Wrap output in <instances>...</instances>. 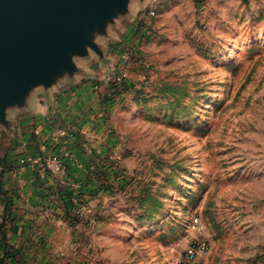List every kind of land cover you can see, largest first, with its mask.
Listing matches in <instances>:
<instances>
[{
  "label": "rangeland",
  "instance_id": "374dc122",
  "mask_svg": "<svg viewBox=\"0 0 264 264\" xmlns=\"http://www.w3.org/2000/svg\"><path fill=\"white\" fill-rule=\"evenodd\" d=\"M150 2L90 22L103 57L68 51L95 66L94 103L114 134L101 166L115 176L94 192V226L71 230L52 264H181L195 237L210 243L202 264H264V0H157L143 37ZM126 48L127 75L107 84L97 73Z\"/></svg>",
  "mask_w": 264,
  "mask_h": 264
},
{
  "label": "crops",
  "instance_id": "0c3cea01",
  "mask_svg": "<svg viewBox=\"0 0 264 264\" xmlns=\"http://www.w3.org/2000/svg\"><path fill=\"white\" fill-rule=\"evenodd\" d=\"M94 67L75 66L48 86L33 84L0 111V264L57 262L76 230L69 218L73 183L81 182V199L94 201V192L115 176L101 166L114 134L94 103ZM62 145L72 158L68 172L56 175L42 160ZM27 156L34 162L21 163Z\"/></svg>",
  "mask_w": 264,
  "mask_h": 264
},
{
  "label": "water",
  "instance_id": "95a60500",
  "mask_svg": "<svg viewBox=\"0 0 264 264\" xmlns=\"http://www.w3.org/2000/svg\"><path fill=\"white\" fill-rule=\"evenodd\" d=\"M123 4L124 0H0V111L28 93L31 85L48 86L66 70H74L69 50L88 44L103 57L88 26L109 18L113 7Z\"/></svg>",
  "mask_w": 264,
  "mask_h": 264
},
{
  "label": "built area",
  "instance_id": "2783aa9c",
  "mask_svg": "<svg viewBox=\"0 0 264 264\" xmlns=\"http://www.w3.org/2000/svg\"><path fill=\"white\" fill-rule=\"evenodd\" d=\"M156 1L157 0H151L147 10L142 13L137 20L136 33L138 31L139 35H143V37L153 36L149 19L156 14ZM136 53L137 52L130 48L122 50L120 54L121 65L114 71L103 72V79L105 82L107 84L110 81L121 83L122 79L127 75L129 66L132 64L133 57ZM61 149V152L50 154L42 160L43 167L56 175H64L68 172V160L72 158V152L66 145H62ZM20 162L32 163L34 159L30 156L22 157L20 158ZM73 186L75 187V191L72 198L69 218L72 220L76 229L91 228L94 226V201L92 198L81 199V182H74ZM192 228L198 231L204 229V224L198 215L192 217ZM209 253L210 243L207 239L202 237L192 238L185 249L181 264H202Z\"/></svg>",
  "mask_w": 264,
  "mask_h": 264
},
{
  "label": "trees",
  "instance_id": "16d2710c",
  "mask_svg": "<svg viewBox=\"0 0 264 264\" xmlns=\"http://www.w3.org/2000/svg\"><path fill=\"white\" fill-rule=\"evenodd\" d=\"M137 30H138V28H137ZM99 168V167H98Z\"/></svg>",
  "mask_w": 264,
  "mask_h": 264
}]
</instances>
